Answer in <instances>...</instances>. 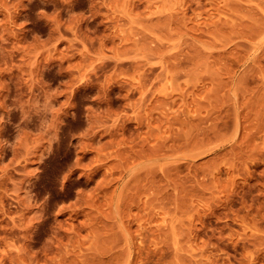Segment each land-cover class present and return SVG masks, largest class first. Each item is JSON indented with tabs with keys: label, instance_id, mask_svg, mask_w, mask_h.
I'll return each instance as SVG.
<instances>
[{
	"label": "rangeland",
	"instance_id": "rangeland-1",
	"mask_svg": "<svg viewBox=\"0 0 264 264\" xmlns=\"http://www.w3.org/2000/svg\"><path fill=\"white\" fill-rule=\"evenodd\" d=\"M0 264H264V0H0Z\"/></svg>",
	"mask_w": 264,
	"mask_h": 264
}]
</instances>
